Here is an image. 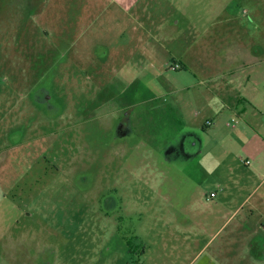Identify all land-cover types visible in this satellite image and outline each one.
Masks as SVG:
<instances>
[{
	"label": "rangeland",
	"instance_id": "rangeland-1",
	"mask_svg": "<svg viewBox=\"0 0 264 264\" xmlns=\"http://www.w3.org/2000/svg\"><path fill=\"white\" fill-rule=\"evenodd\" d=\"M219 2L148 0L121 23L100 19L73 56L71 17L0 0V264H190L204 245L193 264L223 247L230 264H264V181L239 166L264 160V0ZM227 13L239 18L203 23ZM175 55L189 72L164 67ZM152 58L194 84L178 104L143 71ZM252 63L258 89L215 71Z\"/></svg>",
	"mask_w": 264,
	"mask_h": 264
},
{
	"label": "crops",
	"instance_id": "crops-1",
	"mask_svg": "<svg viewBox=\"0 0 264 264\" xmlns=\"http://www.w3.org/2000/svg\"><path fill=\"white\" fill-rule=\"evenodd\" d=\"M33 1H36V0H29V3L32 5ZM37 1H40L39 4H41L40 12H42V10L44 12L43 8L48 9L50 6L54 9H57V10L53 11V16H52L53 20L57 21L56 23H59L62 21L64 22L63 17H71L70 20L65 19V22H69V23L71 22L72 23L71 32L69 30L65 29L62 31L61 37L62 38H69V39L73 40V41L69 42L68 44H65V46L62 44L65 48L67 47V49L73 50V56L80 55V53L82 52V50H80V48H82L80 40L82 38H84V35L86 32H91V33L95 32L94 26L96 23L101 22L100 19H102L103 17L110 16L112 18L109 21L116 20L119 23H121L123 20V17L127 18L129 13L131 11H133L134 8H137L138 6H141L142 8H144L146 6V1H147V4H150V3H148V0H37ZM150 1H151V3H154L156 0H150ZM222 1H224V2L228 1L229 2V0H222ZM232 1H234V0H232ZM217 2H218L217 3L218 6H219L220 5L219 0H217ZM222 6L228 7L226 4L222 5ZM111 8H115V10H112ZM238 18L239 17H237L231 13H227V15H225V16H222V15L213 16V14H212V15H209L208 18H206V20H204L203 23H209V22L218 23L220 21L235 22ZM201 28L203 29V26H201ZM208 30H209V27L204 26V31H206L208 33ZM68 32H70L71 35H69ZM44 33L46 35H49V31H47V30H45ZM125 36H126L125 38H128V34H125ZM97 37H99V36L98 35L95 36L93 34L91 36H89V38H97ZM88 45H89V43H88ZM82 49H84V48H82ZM143 50H144V48H143ZM122 52H123V49L121 51V54H122ZM175 56L176 57H174L173 62H171V61H170V63L167 62L168 64L164 63V67L168 68V66L170 65L169 68L171 69L172 66H174L175 64H179L181 67L178 70H174L175 72H182V71L189 72L190 67H189V65H187L188 64L186 62L187 59L183 58V56H179V57L177 55H175ZM160 61L161 60H155L154 58H152V60H150V63H147L146 67L145 66L143 67V71L149 70L150 72H153V68H154L156 73L153 72L151 75L155 77L154 78L155 86L159 85L158 84L160 82L159 80L163 79V82H162L163 86L168 83L167 87L170 89V91H169L171 93L170 96H171L172 100L174 101V103L178 104L177 90L178 89H185V88L188 89L189 87L194 86V84L191 83L190 85H188V87L185 85L180 86V84L177 83L175 77L168 78V80H166V78H163L164 76H162L161 73H159V71H157V69L155 67V64L157 62H160ZM200 63H202V61ZM150 64H152L153 68H151ZM247 68H249L250 70L247 71ZM222 69L225 71L232 72L233 76H234V74H237L238 76L243 77L244 79H247L246 80L247 85L253 86L255 89H258L259 85L263 82L260 79L261 75L256 74L259 70L256 63H252V64L245 66V68L243 70L240 66L234 65V64H232V65H230V64L223 65L222 64L220 67H217L216 70L215 69H213V70L220 71ZM246 71L247 72L252 71V72L247 74ZM98 76H100V78H102V79L107 77L105 75H102V72H98ZM231 82L232 81H228V84H232ZM178 85H179V87H177ZM219 86H220V84H217V86H216L217 89H216V92L214 93L215 96H221V94L218 93ZM224 86L226 87V84H224L223 87ZM232 86H233V88L236 87L235 85H232ZM256 91L257 90L252 91L251 93H249L248 96L251 98L252 97L256 98L257 97V95L255 93ZM225 92L227 93L226 95L228 97H231L232 93L235 92L234 97H236V98L239 97V99H240V96L242 95V94L240 95V93L236 94L237 92L235 90L234 91H232V90L226 91L225 90ZM211 93H212V91L210 93L205 92L206 95H209ZM226 95L223 97H226ZM176 108L179 110L180 113H182V115L184 114V112L180 106L176 107ZM207 126H205V128H207ZM231 127L233 129H235L236 125L232 124ZM251 156H252V161L250 159H246L243 161L239 159V161H240L239 166L243 170H245L243 167L248 168L252 165V170H250V172L249 171L248 172L252 173L253 175H256V178L258 176L259 177L258 179H261L263 182L264 181V160L262 159L261 154H258V153L251 154ZM245 161H249L250 164L247 165L245 163ZM247 178L249 179V177H247ZM249 180H247L244 184L249 186L250 185ZM256 189H255V186L252 185L251 187L245 188V191L253 193ZM224 192H226V191H222L223 194L222 193L217 194L216 198L220 199V197L222 198L225 196H230V194L232 195V197H234L233 196L234 193L232 191H231V193L228 192L229 194L224 193ZM203 196H204L205 202L199 204L198 205L199 207H202V206L207 207V205H205V203L207 204L208 197L206 194L205 195L203 194L201 196V198H203ZM237 196H240V193ZM241 206H242V204L239 207L237 205V209L235 212H237L241 208ZM202 228L205 231H207V228L203 225H200L196 228L191 227L190 230H197L199 232H203L204 230ZM221 229H219V231ZM242 229L243 228L241 225L236 227L237 231L242 230ZM198 236H199V234H195V237H198ZM237 237L240 238V235ZM236 241L238 244L239 240H236ZM208 243L209 242L207 241L206 245ZM205 247L206 246L204 245L202 247L201 251L194 255L195 256L194 258H187L190 261V264H193L196 262V260L198 259L197 257L199 256V254L201 252H203ZM223 249H224V247L221 249V251H215L213 254H211L213 256H211V258H208L207 264H230L231 260L234 259L233 258L234 252L232 253V250L227 251V249H225V250H223ZM219 260L221 261V263L219 262Z\"/></svg>",
	"mask_w": 264,
	"mask_h": 264
},
{
	"label": "flooded vegetation",
	"instance_id": "flooded-vegetation-1",
	"mask_svg": "<svg viewBox=\"0 0 264 264\" xmlns=\"http://www.w3.org/2000/svg\"><path fill=\"white\" fill-rule=\"evenodd\" d=\"M36 97H37V100H35V101L38 102V104H41V102H42V98H41L40 96H38V95H37ZM46 100L49 101V100H50V97L47 96V97H46Z\"/></svg>",
	"mask_w": 264,
	"mask_h": 264
},
{
	"label": "built area",
	"instance_id": "built-area-1",
	"mask_svg": "<svg viewBox=\"0 0 264 264\" xmlns=\"http://www.w3.org/2000/svg\"><path fill=\"white\" fill-rule=\"evenodd\" d=\"M180 65L179 64H175L173 67H172V69H174V70H178V69H180ZM245 163L247 164V165H249L250 164V162L249 161H245Z\"/></svg>",
	"mask_w": 264,
	"mask_h": 264
}]
</instances>
